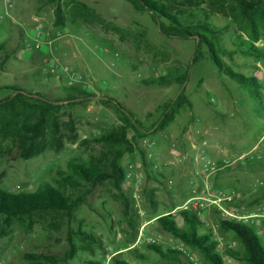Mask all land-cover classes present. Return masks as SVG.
<instances>
[{
	"label": "rangeland",
	"instance_id": "rangeland-1",
	"mask_svg": "<svg viewBox=\"0 0 264 264\" xmlns=\"http://www.w3.org/2000/svg\"><path fill=\"white\" fill-rule=\"evenodd\" d=\"M159 1L188 23L209 22L218 32L224 62L264 86V34L253 39L239 3L232 9L210 2ZM40 25L43 47L28 49ZM0 46V87L23 88L60 103L63 142L25 159L17 147L0 140V189L34 193L50 183L78 202L71 221L54 212L0 219V264H180L152 245L180 252L188 264H211L158 223L172 216L188 229L183 211L196 216L198 234L216 243L224 264H249L239 238L224 228L225 220L250 226L264 246V89L257 98L221 73L207 53L193 62V38L163 35L149 12L127 0H0ZM55 59L77 72L79 81L71 85L66 74L53 70L49 62ZM183 87L189 102L164 128H153ZM10 92L1 90L0 100ZM74 97L79 99L65 102ZM109 98L145 130L119 161L125 171L122 190L131 202L128 214L110 180L95 187L82 181L72 188L59 176L79 178L73 163H93L110 172L109 160L120 147L100 138L117 133L126 122ZM133 137L129 129L128 138ZM219 191L234 196L233 201L214 204ZM204 195L212 202L197 208L196 200ZM229 214L248 219H230ZM82 232L96 243L72 234ZM72 241L76 254L67 261Z\"/></svg>",
	"mask_w": 264,
	"mask_h": 264
},
{
	"label": "trees",
	"instance_id": "trees-1",
	"mask_svg": "<svg viewBox=\"0 0 264 264\" xmlns=\"http://www.w3.org/2000/svg\"><path fill=\"white\" fill-rule=\"evenodd\" d=\"M127 1L131 2L138 11L149 12L163 35L180 39L193 38L196 42L193 62L203 58L205 53H207L209 59L221 73L236 81L240 86L248 88L257 98H262V90L264 89L262 84L255 78H247L234 72L220 57L221 46L217 42L218 32L209 22L188 23L181 15L175 13L172 6L167 4V2L159 0ZM175 1L178 2L179 0ZM182 1L189 5L210 2L215 7L229 6L232 9H234V4L239 3V11L245 17L253 39L258 40L261 31L264 34V0H252V2H247L246 0ZM194 29L198 31L195 35ZM196 35L200 37L199 40L195 39ZM2 49V46H0V50ZM187 77L188 71L180 80L183 86L186 84L184 80ZM1 90H9L11 92L0 100V140L8 142L11 148L17 147L20 150L21 157L25 159L39 155L46 149L63 145L60 138V124L57 120V113L61 109L60 103L50 101L39 93H32L19 87L4 86L0 87ZM73 90L80 92L85 97L92 96V94H88L79 88H74ZM77 99L79 98L74 97L65 100V102L73 103ZM109 100L125 116L126 122L117 133L100 138V141L110 142L114 146L120 147L113 155V158L109 160L107 169H110V172L104 166L93 163H73L71 166L79 178L63 172H60L59 176L60 181L72 188L81 186L82 181L95 187L110 180L120 193L128 214V210H131V202L122 190V184L125 181V171L119 161L125 153L133 151V141L145 136V130L140 122L135 120L130 111L120 102L113 98H109ZM188 102L186 88L183 87L178 98L165 106L162 117L153 128H164L173 120L180 108ZM129 129L134 131L133 140L128 138ZM77 204L78 202L73 201L50 183L43 185L34 193H13L0 189V219L6 222L14 219H32L35 215L45 212L64 214L71 221ZM181 217L187 224L188 229L181 228L172 216L161 217L158 219V223L164 231L173 234L185 244L200 250L211 264H224L221 256L216 252V243L212 242L208 235L198 234L199 224L196 216L183 211ZM133 219V215L130 214V221H133ZM223 226L226 230L232 231L241 241L246 262L249 264H264V246L253 228L236 220H225ZM72 234L91 238L96 243L93 237L84 232ZM76 248L75 242L72 241L67 252V261L74 257ZM150 248L164 258L175 260L180 264H188L182 259L181 253L178 251L169 249L165 252L163 248L156 245H152ZM27 257L35 260L44 258L38 255H29ZM114 264L128 263L116 260Z\"/></svg>",
	"mask_w": 264,
	"mask_h": 264
},
{
	"label": "built area",
	"instance_id": "built-area-1",
	"mask_svg": "<svg viewBox=\"0 0 264 264\" xmlns=\"http://www.w3.org/2000/svg\"><path fill=\"white\" fill-rule=\"evenodd\" d=\"M42 33H43V27L40 25L37 27V36L38 38L35 39L32 43H27V48L28 49H33V50H41L43 47V38H42ZM49 63H51L53 70H59L62 73L66 74L67 77L70 80V84L73 85L74 83L79 81V74L77 72H75L71 67L64 65L59 59H55L53 61H50ZM215 199H213V203L214 204H218L219 201H221L222 199L224 200H228V201H233L234 196H225L223 194L222 191H219L215 196ZM211 201L212 199L209 198L208 196L204 195L203 197H200L196 200L195 202V206L197 208H203L205 207V205L207 204V202ZM230 219H239V221H243L246 222L247 221V217H238L235 216L233 214H229ZM111 258V256L109 257V259Z\"/></svg>",
	"mask_w": 264,
	"mask_h": 264
},
{
	"label": "water",
	"instance_id": "water-1",
	"mask_svg": "<svg viewBox=\"0 0 264 264\" xmlns=\"http://www.w3.org/2000/svg\"><path fill=\"white\" fill-rule=\"evenodd\" d=\"M195 39L199 40V39H200V37L196 35V36H195Z\"/></svg>",
	"mask_w": 264,
	"mask_h": 264
}]
</instances>
